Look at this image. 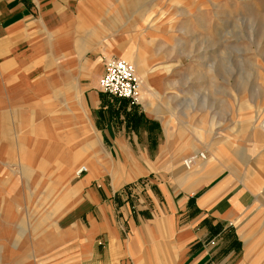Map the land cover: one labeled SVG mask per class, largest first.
<instances>
[{"label":"crops","instance_id":"1","mask_svg":"<svg viewBox=\"0 0 264 264\" xmlns=\"http://www.w3.org/2000/svg\"><path fill=\"white\" fill-rule=\"evenodd\" d=\"M98 1L0 0V155L10 118L26 171L39 172L41 163L62 189L36 238L55 227L37 242L39 264H249L244 241L251 248L260 223L243 222L256 197L264 202L256 178L260 171L264 179V148L253 152L264 138L243 117L233 124L241 130L223 140L209 134L175 144L172 120L101 92L109 57L136 60V74L156 95L170 68L152 70L124 49L88 58L87 49L106 39L89 23ZM111 16L110 31L120 21ZM81 67L86 86L77 81ZM244 135L248 142L237 143ZM201 151L205 158L183 164ZM231 153L245 166L252 154L255 170H241ZM80 166L86 171L77 175Z\"/></svg>","mask_w":264,"mask_h":264},{"label":"rangeland","instance_id":"2","mask_svg":"<svg viewBox=\"0 0 264 264\" xmlns=\"http://www.w3.org/2000/svg\"><path fill=\"white\" fill-rule=\"evenodd\" d=\"M94 5L89 23L109 41L96 40L87 49L88 58L103 49H124L139 53L152 70L170 68L161 80L163 91L156 92L158 96L148 91L155 108L162 109L153 113L172 120L170 141L207 139L209 134L215 141L223 140L232 130H241L233 124L243 117H250L256 137L264 138V0H100ZM117 12L118 28L111 32L107 19ZM78 71L77 81L86 86L90 83L86 68ZM144 85L142 81V89ZM9 122L10 118L7 145L0 155V264H39L37 242L55 227L36 238L53 197L58 198L62 189L53 186L52 174L44 172L43 164L35 167L39 172L26 171L25 150L16 148L11 136L16 127ZM236 142L246 144L248 136ZM262 142L253 152L264 148ZM230 159L243 171L255 170L252 154L248 168L242 157ZM256 176L264 183L260 171ZM245 182L254 187L249 177ZM253 219L260 224L251 248L244 241L249 264L264 254V202L257 197L243 224L250 226Z\"/></svg>","mask_w":264,"mask_h":264},{"label":"built area","instance_id":"3","mask_svg":"<svg viewBox=\"0 0 264 264\" xmlns=\"http://www.w3.org/2000/svg\"><path fill=\"white\" fill-rule=\"evenodd\" d=\"M139 88V79L132 63L115 56L105 61L104 72L98 79V89L101 92L126 99L130 105H137L140 104ZM85 171L86 167L80 166L76 174L79 175Z\"/></svg>","mask_w":264,"mask_h":264},{"label":"bare ground","instance_id":"4","mask_svg":"<svg viewBox=\"0 0 264 264\" xmlns=\"http://www.w3.org/2000/svg\"><path fill=\"white\" fill-rule=\"evenodd\" d=\"M128 61V60H127ZM129 61H131L134 66L136 67L137 71H139V64L136 60H132L129 59ZM130 62V63H131ZM136 72V70H135ZM137 75V74H136ZM138 79H139V102L141 103V101H143L144 107L149 111V112H157V113H162V109H160V107H156L155 108V104L150 100V94L148 92V89L145 88V85L143 86V93L141 94L142 91V80L140 79V77L137 75ZM197 158H205V154L201 153V152H197V154H191L185 158L182 159V162L185 166L189 167L191 166ZM189 161H191L189 163Z\"/></svg>","mask_w":264,"mask_h":264}]
</instances>
